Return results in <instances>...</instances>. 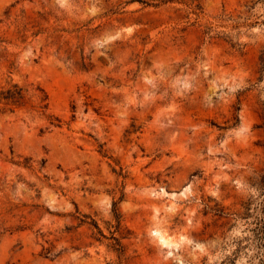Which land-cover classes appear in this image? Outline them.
<instances>
[{"label": "rangeland", "instance_id": "1", "mask_svg": "<svg viewBox=\"0 0 264 264\" xmlns=\"http://www.w3.org/2000/svg\"><path fill=\"white\" fill-rule=\"evenodd\" d=\"M12 85L0 264H264V0H0Z\"/></svg>", "mask_w": 264, "mask_h": 264}, {"label": "trees", "instance_id": "2", "mask_svg": "<svg viewBox=\"0 0 264 264\" xmlns=\"http://www.w3.org/2000/svg\"><path fill=\"white\" fill-rule=\"evenodd\" d=\"M25 98H26V95H25L24 90L20 88L18 85H12L9 89L2 91L0 93V104H4L7 108L9 107L10 109L16 108L20 106V104L23 102ZM262 205H263L262 216H259V219L257 220L256 229L263 242L262 245L264 247V204ZM82 222L84 223L85 221H82ZM92 225H94V227L99 230V233L102 237H105L95 222ZM111 227L115 230L111 238L112 247L117 252H123L124 247L121 243V239H122L121 216L116 210L114 211V223L113 225H111Z\"/></svg>", "mask_w": 264, "mask_h": 264}]
</instances>
